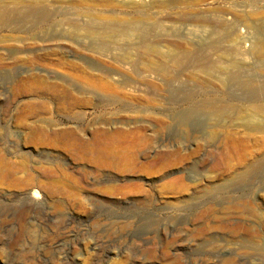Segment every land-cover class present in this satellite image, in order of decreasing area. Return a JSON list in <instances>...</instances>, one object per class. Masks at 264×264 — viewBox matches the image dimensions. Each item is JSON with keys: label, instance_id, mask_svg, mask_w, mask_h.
Here are the masks:
<instances>
[{"label": "rangeland", "instance_id": "obj_1", "mask_svg": "<svg viewBox=\"0 0 264 264\" xmlns=\"http://www.w3.org/2000/svg\"><path fill=\"white\" fill-rule=\"evenodd\" d=\"M27 7L0 25V264H264V0H0Z\"/></svg>", "mask_w": 264, "mask_h": 264}, {"label": "bare ground", "instance_id": "obj_2", "mask_svg": "<svg viewBox=\"0 0 264 264\" xmlns=\"http://www.w3.org/2000/svg\"><path fill=\"white\" fill-rule=\"evenodd\" d=\"M29 15L35 16V14L32 13V10H30V7L23 8L21 10H15V11H12L10 13H8L4 9H0V25H5L7 22L10 21V19H12L14 22H17L20 25H30V21H28V18H27ZM43 20H45V18ZM88 21L89 22L84 24L85 26L86 25H96L94 21H92V20L91 21L88 20ZM77 22H75L72 19H67L66 21H64V25H69L72 28L74 27L73 25H81V24H79ZM220 25H222V26L220 28L221 32L219 31L220 32V36H219L220 43L219 44H223V43L225 44V42H227V38H228L227 30H226L227 27H225L227 24H226V22L222 21V23L220 22ZM154 27L157 28L156 30H159V29L161 30V27L159 25H155ZM76 28H78V27H74V29H76ZM78 32H80V31H78ZM108 32L113 36V38H116V39L119 38L120 41H121L122 38H126L127 37L126 33L124 31H120V30L113 31V30H110ZM86 33L89 36L92 37L93 42L96 43L100 48H102V49L104 48V44H103L104 41L102 43V41H101V39L99 37L100 33H99L98 29H96L94 26H87L86 27ZM151 33L152 32H151V30L149 28L147 29V28L143 27V29L141 31V36H142L143 39H146L147 37L150 36ZM262 34H263L262 32H259L257 34L256 38H257L258 42H261L262 39L264 38V36ZM100 36H101V34H100ZM249 37H251V36H249ZM99 39H100L101 42L98 41ZM116 41H118V39ZM127 42L129 43V40H127ZM125 46H127V45L125 44ZM211 47H213V45H211V43H209V39L203 38V40H201V42H199V45L197 46V49L194 50L190 54V58L191 59H201V60H204L206 63H209V60L211 58V51H210ZM236 50H235V48L234 49H231V48L229 49L228 48V50L225 49L224 52L225 53L227 52L226 54H228V55H231L233 53L234 56H235V54H237V56L240 54L239 56H241V58L245 56L244 54L242 56V53L246 52V51L242 50V51H238L237 52ZM174 56H176L175 60H177L179 63H181V62L183 63L184 59H186V57H187L185 55L179 54L178 51H176L174 53ZM214 68L215 69L218 68L217 70H220V71H225L226 74L229 72L227 77H226V80H227L226 82L229 83V85L232 86L233 88L237 89V90L235 89V91H234L235 93H237V94H242V93L243 94H250L252 92L254 93L253 89H251L252 88V84L254 83V80H255L254 79V75H251L249 73H243V71H241L239 69V67H237L236 65H229V64H224V65L222 64L221 65V64L218 63V65L214 66ZM258 78L260 79L259 83L264 85V77L261 76V77H258ZM244 118H246L248 121L256 120L258 122H262V120H263V117L260 118L258 116H255L253 113L248 114ZM35 197H37V194L34 192L33 195H32V198H35Z\"/></svg>", "mask_w": 264, "mask_h": 264}]
</instances>
